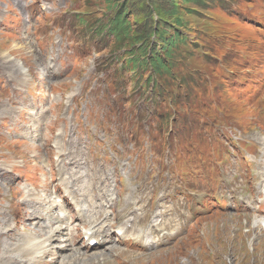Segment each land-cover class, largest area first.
Wrapping results in <instances>:
<instances>
[{"label": "rangeland", "instance_id": "rangeland-1", "mask_svg": "<svg viewBox=\"0 0 264 264\" xmlns=\"http://www.w3.org/2000/svg\"><path fill=\"white\" fill-rule=\"evenodd\" d=\"M135 1L123 3H132L127 13L131 29L154 25L158 15L150 16L142 0ZM147 2L160 11L172 7L169 0ZM172 2L183 17L185 27L177 30L185 42L170 60L172 75L157 78L151 68L129 70L124 45L99 37L101 23L112 13L106 0H0V101L8 97L3 73L12 75L7 67L12 64L26 81L31 109L37 111L32 117L37 120L46 111L51 118L33 140L21 134L29 115L18 123L0 119V244L5 240L10 246L1 247L0 255L29 244L44 251L51 229L83 228L78 188L114 199L107 186L118 184V208H110L111 213L107 206L98 223L115 222L128 199L127 188L139 185L147 208L156 206L174 219L191 210L198 215H190L194 222L185 231L173 228L170 235L177 239L154 251L142 253L121 240L87 248L80 235L67 251L59 249L65 244L61 239L52 242L45 261L264 264V0ZM11 100L17 103L15 92ZM71 129L81 134L71 150L88 157L87 168H78L73 177L57 176L67 186L60 193L51 194L54 184L41 190L43 200L47 195L50 200L41 208L32 204L24 215L30 218L61 198L52 216L24 222L20 216L28 196L38 193L35 184L48 175L46 163L48 171L57 169L56 152L63 150L57 141H51L50 150L42 136ZM1 168L14 173V180ZM91 169L95 184L75 180ZM118 230L117 223L111 235L116 238ZM35 231H41L38 237ZM74 253L81 256L73 258Z\"/></svg>", "mask_w": 264, "mask_h": 264}, {"label": "bare ground", "instance_id": "bare-ground-1", "mask_svg": "<svg viewBox=\"0 0 264 264\" xmlns=\"http://www.w3.org/2000/svg\"><path fill=\"white\" fill-rule=\"evenodd\" d=\"M1 63L7 64L6 62L1 60ZM12 64H8L7 67L10 68L12 75L7 73L6 71L3 73V78L6 84V95L8 96L7 98H4V100L0 101V119H4L5 117H8L11 121L13 122H18L19 118H22L26 113L29 112L31 109V105L28 100V96L24 94V89L26 87V81L23 79H20L19 76L22 75V72L17 73L13 72L12 69ZM3 69V68H2ZM5 69V68H4ZM13 92L16 93L17 95V103L13 104L12 103V96ZM37 114V111L34 112ZM51 121V118H49V115L46 114L45 111L40 112L39 116H37V120H33V117H31L27 122H25L23 131L21 132L23 138L31 139L34 134H37L38 137H41V134L39 133V128L43 124H49ZM35 124H37V127H35ZM42 140L44 143L48 142L46 147L49 146L50 150V142L52 140H55L57 142H60V146L57 145V148H63L64 153H62L63 150L59 151V159L57 160L58 165L57 169L52 170L48 173H50L49 177H46L45 181L39 185L38 187L46 188L49 185H51L54 182L56 183V187L58 188L57 191L60 192L61 186L65 183H63L61 180L57 179V176H63V175H68L69 177L75 176L78 172V168H82L83 165H85V169L87 168L88 164V157H83V156H77L73 150H71V146L73 144H78L81 142V134L77 133L76 131H71L66 134H59V135H53V136H42ZM31 150H34L35 152L38 150L36 146H33ZM36 158H39V156H35ZM4 166H7V162L4 163ZM3 170L2 174L4 176H7L8 180H14V177H11L15 175L14 173L8 174L7 170L5 168H1ZM11 177V178H10ZM87 178L91 182L95 183L98 181L96 170H88L83 176L77 177L76 181ZM66 184V183H65ZM144 184H142L143 186ZM107 189L109 191H112L111 188L107 186ZM81 198H79L77 201L78 203H81L82 201H85L88 203V205L92 208L91 210H88L87 213H84L82 216L83 221L89 222V223H97L99 218L102 215V206L103 203L106 202L108 205H112L113 201L108 200L106 197L107 195L105 192L102 194H97L95 191H89L86 190L85 188H79L76 192ZM80 193V194H79ZM128 199L124 202V208L123 210L118 214V216H122L128 219V222L130 223L129 227L128 225L125 226L124 228H121V233L123 236V239H125V242L127 243L128 241L133 240V238L136 239V243H139L141 245H137L136 247H132L134 249H137L138 251H141L142 253L145 251V248L151 244V240L154 238V236L160 232L163 231H169L172 226L173 220L171 218H165L167 215L166 212H162L161 209L156 208V209H147L146 201H145V196L144 195H138L136 191H128L127 192ZM43 196L40 193H33L29 195L30 197L27 202H26V207L30 208L32 204H36L39 208H41L46 202L48 196L46 199L43 200ZM45 197V196H44ZM131 198H136L137 201H130ZM102 199V201H100ZM55 205V204H54ZM52 206V205H51ZM85 207V206H84ZM93 208H98L97 210H94ZM50 209H43L39 210V213H45V218H49L52 216ZM85 208H81L80 212L85 211ZM26 222L27 220L23 218V216H20ZM161 217L159 221L151 226L153 218ZM59 221V218H55ZM152 219V220H151ZM144 228L143 230H139V228ZM88 229V228H87ZM149 229V232L147 230ZM114 230V225L113 224H107L106 226H100L97 227L93 232L91 233V230H85V234H91L95 235V233L98 234H109L113 232ZM12 230H8L6 235L10 233ZM41 231H35L33 232L36 237L39 236ZM49 235L48 242L49 244L44 246L43 249L44 251H36L33 245H22L19 248H16L11 251L8 255L6 254H1L0 255V264H54L52 262L45 261V257H48L52 253L51 247L53 246V243L57 240H60L61 236L64 234L63 233V228H53L51 229V232ZM5 235L3 232H1V236ZM110 235V234H109ZM101 235L99 236H90L88 238V241L91 239H99ZM29 237L28 234H25V238ZM65 244L61 245V247H57L59 249L63 248L62 251H67L69 247L74 246L76 240H77V235H75L72 231L69 233V238L68 239H61ZM160 240V239H159ZM153 242H155L153 240ZM152 242V243H153ZM5 240L1 241L0 248L3 247V249H6L10 247L9 245L5 244ZM42 245V244H41ZM36 252V253H35ZM22 256V254H24ZM35 254V256H34ZM78 253H74L72 255L73 258H78L81 256L77 257ZM149 253H146L144 255H147ZM33 255L31 258H25L27 256ZM71 258V257H69Z\"/></svg>", "mask_w": 264, "mask_h": 264}, {"label": "trees", "instance_id": "trees-1", "mask_svg": "<svg viewBox=\"0 0 264 264\" xmlns=\"http://www.w3.org/2000/svg\"><path fill=\"white\" fill-rule=\"evenodd\" d=\"M106 1L112 13L107 16L105 22L101 23L99 37L110 36L115 38L118 43L124 45L123 47L127 51L124 63L129 70H143L146 72L148 68H151L157 78L171 76L172 66L170 65V60H172V56L179 45L185 42V39L177 30L185 27L183 17L174 12V9L177 10L178 7H174L173 0H169L172 6L170 10L161 6V11L155 5L153 6V4L147 2V0H142L143 9L149 12L150 16L156 13L158 18L154 25L138 30L135 28L131 29V22H129L127 17V13L132 7L131 2L129 7L126 5L123 7L124 0ZM182 1V3L186 4H198L204 0ZM135 3L138 4L139 0L135 1ZM78 20L81 25L84 24L82 18ZM169 27L173 29L172 32L169 31ZM153 36H155V40H150ZM152 80L155 81V79Z\"/></svg>", "mask_w": 264, "mask_h": 264}]
</instances>
